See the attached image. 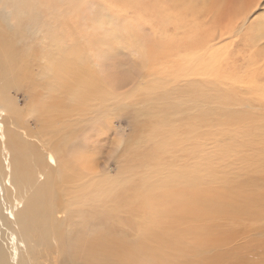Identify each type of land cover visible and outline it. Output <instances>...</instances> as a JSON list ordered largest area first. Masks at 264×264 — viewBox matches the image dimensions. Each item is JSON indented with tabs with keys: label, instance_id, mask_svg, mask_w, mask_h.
<instances>
[{
	"label": "bare ground",
	"instance_id": "1",
	"mask_svg": "<svg viewBox=\"0 0 264 264\" xmlns=\"http://www.w3.org/2000/svg\"><path fill=\"white\" fill-rule=\"evenodd\" d=\"M110 1L0 0V264H264V158L216 153L264 113L201 97L228 46L174 45L261 42L263 0H133L135 26Z\"/></svg>",
	"mask_w": 264,
	"mask_h": 264
},
{
	"label": "rangeland",
	"instance_id": "2",
	"mask_svg": "<svg viewBox=\"0 0 264 264\" xmlns=\"http://www.w3.org/2000/svg\"><path fill=\"white\" fill-rule=\"evenodd\" d=\"M137 4L133 0H125L122 3L112 0L106 6L117 18L127 20L131 25L135 26V15L139 13V8L136 7ZM261 4H264V0ZM254 12L250 14L252 23H255L257 16L261 14L260 12L252 16ZM227 22L228 19L224 20L218 27L225 30ZM200 25L205 27L208 25V22H200ZM250 36L251 26H248L245 27L241 36L223 35L215 38L208 34L198 36L187 35L185 39H182V43L181 39H178L174 45L178 46L184 54L191 52L194 47L202 48V52L205 55L209 54L212 47L218 45H220L219 47L228 46L227 57L219 65L217 74L213 77L201 76L204 79L201 97L211 99V101L243 98L245 100L239 103V112L248 113L247 116L256 120V117L264 113V60L257 62V64H260L256 66L251 60L257 56L264 59V39L259 43H255L256 38H250ZM197 37L199 38L197 39ZM248 43L251 44L250 48L246 46ZM181 64L178 62L174 65V61L170 63V67L173 68L175 75L181 71L179 69ZM209 81H217L212 92L210 91L211 85ZM10 93L13 97L22 100V105L29 101V95L16 88L11 89ZM130 115L132 116V114ZM128 117L126 114L122 120L123 133L129 132L128 129L131 122L128 121ZM214 138L215 140L220 139L221 134H214ZM216 146L218 148L216 153L225 156L224 159L218 160V162L223 163L224 169L229 168L230 165L240 167L245 162H256L264 158V135L256 134L244 137L242 134L234 132L230 141H218L216 142ZM100 161L105 162V158L100 156ZM109 169L113 173L115 163H111ZM109 230L110 227L106 222L105 235L108 234ZM46 257L50 259L51 255Z\"/></svg>",
	"mask_w": 264,
	"mask_h": 264
}]
</instances>
